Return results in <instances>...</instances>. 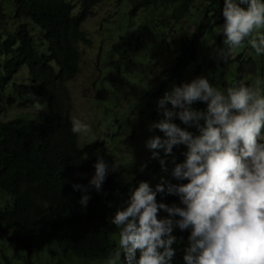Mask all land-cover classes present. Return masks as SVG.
Segmentation results:
<instances>
[{"label": "trees", "instance_id": "16d2710c", "mask_svg": "<svg viewBox=\"0 0 264 264\" xmlns=\"http://www.w3.org/2000/svg\"><path fill=\"white\" fill-rule=\"evenodd\" d=\"M104 0H0V235L13 241L14 252H2L3 264H38L43 242H55L62 254L77 257L78 264L105 260L112 243L104 211L107 200L126 198L134 184L149 177H129L123 170L108 173L101 191L90 190L86 207L78 203L81 193L73 184L86 185L94 163L102 158L84 152L78 137L70 132V106L65 81L79 71L80 42L90 43L80 25L92 7ZM130 12L159 5L170 9L158 25L190 24L175 56V70L196 63V73L212 85L224 88L232 80L252 84L264 76V56L248 47L237 48L232 57L220 58L222 35L215 28L223 23V0H133ZM171 21L167 23L169 20ZM167 23V24H166ZM181 28V27H180ZM177 52V51H173ZM247 55V56H246ZM45 108L40 118L16 116L5 119L7 108L17 105ZM194 108L206 105L197 102ZM45 113V114H44ZM88 155H94L92 157ZM183 160L180 156L177 162ZM109 177L115 185L108 188ZM169 183H182L175 178ZM176 196L157 194L164 203ZM171 199V200H170ZM178 199V198H177ZM112 225V224H111ZM114 226V225H113ZM188 231L180 235L186 242ZM174 264H183L177 246ZM42 264V262H41ZM65 264V263H62Z\"/></svg>", "mask_w": 264, "mask_h": 264}, {"label": "clouds", "instance_id": "9594fccd", "mask_svg": "<svg viewBox=\"0 0 264 264\" xmlns=\"http://www.w3.org/2000/svg\"><path fill=\"white\" fill-rule=\"evenodd\" d=\"M221 14L223 23L214 31L223 37L220 58L245 47L264 56V0H223ZM197 102L206 107L194 108ZM156 109L160 117L147 125V131L162 135L149 136L144 147L161 171H167L164 157L171 156V177L183 182L169 183L165 179L171 177H161L152 184L147 176L129 187L122 201L118 195V200H107L110 209L104 216L109 234L118 233V246L111 236L104 264H174L177 246L183 264H264V76L256 74L252 84L236 78L224 88L197 76L165 91ZM35 110H42L38 103ZM69 123L77 137L91 132L90 124L75 116ZM178 145L186 150L183 160L175 162L171 154ZM93 167L86 185H72L81 193L82 208L90 190L99 193L118 163L109 165L98 158ZM113 181L109 177L108 188ZM157 194L178 199L167 204L158 201ZM185 230L186 242L180 238ZM52 243V250L64 257L63 248Z\"/></svg>", "mask_w": 264, "mask_h": 264}, {"label": "rangeland", "instance_id": "374dc122", "mask_svg": "<svg viewBox=\"0 0 264 264\" xmlns=\"http://www.w3.org/2000/svg\"><path fill=\"white\" fill-rule=\"evenodd\" d=\"M132 2L104 0L92 8L80 25L90 44L80 43L79 72L65 85L72 117L91 126L87 137L78 136L82 149L96 153V156L102 155L112 163L117 162L115 171L123 170L128 176L144 174L150 177L152 184H157L161 177H171L173 163L171 156H165L167 171H161L158 160L150 158L144 141L153 134H162L159 130L148 132L147 125L159 119L156 102L165 91L201 76L196 70L202 66L203 59L200 54L196 63L175 70L181 32L185 35L190 24L187 20L180 26L167 24L170 19L167 25H158L156 20L168 14L170 9L162 5L147 6L134 13L130 12ZM34 108L14 105L7 108L4 118L24 116L41 120L43 114L36 116ZM174 122L184 127L178 119ZM188 130L196 131L194 128ZM185 150L184 145L173 147L171 155L175 162ZM160 154L164 156L162 152ZM111 236L118 246L117 231L111 232ZM12 246V240L0 235L2 252L13 254ZM53 246L52 242H43L39 249L35 248V262L78 264L77 261L82 260L64 258L52 250ZM1 260L3 264L4 258ZM90 264H104V260Z\"/></svg>", "mask_w": 264, "mask_h": 264}]
</instances>
